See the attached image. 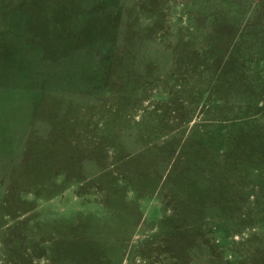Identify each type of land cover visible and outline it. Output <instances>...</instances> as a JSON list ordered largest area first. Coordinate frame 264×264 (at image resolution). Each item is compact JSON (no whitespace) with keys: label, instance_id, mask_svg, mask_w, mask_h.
Instances as JSON below:
<instances>
[{"label":"rangeland","instance_id":"1","mask_svg":"<svg viewBox=\"0 0 264 264\" xmlns=\"http://www.w3.org/2000/svg\"><path fill=\"white\" fill-rule=\"evenodd\" d=\"M0 264H264V0H0Z\"/></svg>","mask_w":264,"mask_h":264}]
</instances>
